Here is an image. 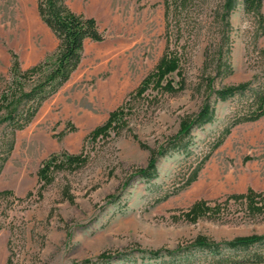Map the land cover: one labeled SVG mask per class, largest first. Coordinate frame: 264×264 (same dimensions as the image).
<instances>
[{
	"label": "rangeland",
	"instance_id": "obj_1",
	"mask_svg": "<svg viewBox=\"0 0 264 264\" xmlns=\"http://www.w3.org/2000/svg\"><path fill=\"white\" fill-rule=\"evenodd\" d=\"M66 1L105 40L0 125V264H264V0ZM57 47L0 0V94Z\"/></svg>",
	"mask_w": 264,
	"mask_h": 264
},
{
	"label": "trees",
	"instance_id": "obj_2",
	"mask_svg": "<svg viewBox=\"0 0 264 264\" xmlns=\"http://www.w3.org/2000/svg\"><path fill=\"white\" fill-rule=\"evenodd\" d=\"M230 0H228V3ZM262 0L258 1V7ZM40 18L58 39L54 59L23 70L15 59L11 67L12 80L0 94V112L6 113L0 120L12 131L23 129L29 124L42 105L70 81L80 66L87 41L102 42L104 32L93 16L74 11L66 0H37ZM223 98L233 94L232 90L220 92ZM241 246L249 240H241ZM264 262V254L255 253L242 261Z\"/></svg>",
	"mask_w": 264,
	"mask_h": 264
}]
</instances>
